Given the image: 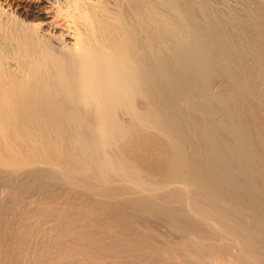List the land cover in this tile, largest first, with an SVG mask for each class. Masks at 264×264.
<instances>
[{"label": "bare ground", "instance_id": "bare-ground-1", "mask_svg": "<svg viewBox=\"0 0 264 264\" xmlns=\"http://www.w3.org/2000/svg\"><path fill=\"white\" fill-rule=\"evenodd\" d=\"M51 2L67 34L13 17L0 0V164L9 167L0 170V264H264V12L244 24L232 11L221 21L197 0ZM189 97L200 115L185 113ZM153 129L173 141L169 172L193 195L179 209L142 197L83 215L68 193L55 197L53 169L32 166L33 150L52 159L60 150L80 155L102 185L120 170L137 181L138 168L115 148ZM38 180L55 192L33 189ZM91 185L108 198L124 190ZM26 203L35 214L17 213ZM137 207L189 249L146 256L148 240L127 242L101 221L144 214ZM49 215L55 224L46 226ZM209 220L222 230L205 228ZM138 247L136 259L123 260Z\"/></svg>", "mask_w": 264, "mask_h": 264}, {"label": "rangeland", "instance_id": "rangeland-1", "mask_svg": "<svg viewBox=\"0 0 264 264\" xmlns=\"http://www.w3.org/2000/svg\"><path fill=\"white\" fill-rule=\"evenodd\" d=\"M47 1L48 3L44 2V0H3L4 4H8L11 6V8H13L14 11L12 16L14 15L15 18L21 20L24 19L26 23L30 24L48 23V26L51 27L50 30H52V32L57 30V32L67 34L66 27L68 23L62 20L61 16H59L60 14H57V9L51 6L50 3H52V0ZM197 1L199 4L205 6L209 10H213L217 14L218 18L223 22H226L223 18V15L228 11L234 12L244 24L249 23L251 15L260 16L264 12V0ZM29 11H31L33 14L28 17L27 14H29ZM259 19L261 20V24L264 25V19L260 17ZM73 35L74 32H71L70 36L74 37ZM67 41L74 43L72 38H68ZM213 90H217L215 85L213 86ZM198 91L199 89H195L193 93H197ZM182 104L184 106L185 113L200 115V112L192 109V97L187 98L184 102H182ZM193 141H196V138L188 140L186 145L187 154L191 157L194 151ZM173 146V141L156 129L131 133L126 138H121L115 150L117 153L120 152L126 156L129 165L138 168L137 181H133L127 172L120 170L113 173L111 181L105 185H102L93 178V171L91 170L89 163L83 160L80 155L74 153V158L69 159V154H65L60 150H58L57 159H52V151L46 152V150H33L31 152V155L34 158L32 161V166L35 169L41 171H43V169H53V172H56L60 176V178L57 179L60 186L56 190L57 194L55 197L60 198L63 193H68L71 196L73 202L72 207L75 209V211L82 212L83 215H87L91 211L102 212L105 208L114 210L116 207H119L122 210L123 204L120 206L115 205L122 201L129 202L136 198L142 197L163 209H179L181 207L180 200L182 198H186L187 201H190L193 198V195L188 192L190 188H188L186 184L174 179L169 172V159L175 153ZM60 147L62 148L61 145ZM7 168L9 167L0 164V170ZM45 180L50 181L48 178H45ZM40 181L41 180L35 182L36 184H33L34 182H32L33 189L39 191L41 188L42 192L41 189L39 192L44 193V195L38 193V197L40 195H47L48 193L46 192H49L50 194L55 192L53 190L50 191L45 189V181L43 180L44 184L42 181L41 184ZM38 182L39 184L37 185ZM89 184H92L91 186L94 185L95 187H105L106 189L113 187H123L124 190L120 193H116L113 198H108L99 192L87 190V185ZM1 186V193H6V189ZM182 188L185 189V196L184 194L182 196H178L175 191ZM48 196L50 197V195ZM47 200L52 202L50 198ZM50 201L47 202V204L52 205L54 203V206L56 205L55 202L50 203ZM57 205L61 206L59 207V210H61L64 206V204L61 202H58ZM26 206H28V204ZM35 207L37 208L36 204H33V209L31 208V205L28 206V208H31L32 210H27L26 207V210H21L22 212L19 211L17 213L23 214L26 211L28 213L32 212L35 214ZM37 211H43V208H38ZM136 211H143L144 214H140L137 217L126 216L124 219L120 218L117 224L113 223L116 218L112 219L110 217H104L101 219V221L108 224L111 223L110 230L122 232V237L124 240L127 239V242L137 241L133 239L134 237H137L138 239L145 238V240H148L149 243L146 244H149V252L146 254V256L153 253H158V257H160L159 252L161 248H167L172 251V253L184 252V246L189 249V246L185 245L186 240H184L180 233L173 227L167 225L161 219L153 218L151 215H146L145 210L142 207H137ZM50 216L51 215H49V219H51L50 221L49 219H46L48 220L45 224L46 226L51 224V222L54 223V217L52 216L51 218ZM85 218L86 216H83L81 219ZM154 219H157L158 221L153 223ZM33 220L34 218H32V222ZM205 228H216L222 230L221 225H219L216 220H209L208 223L205 224ZM197 237H200L199 234H196L195 238ZM48 238L51 239L50 237ZM122 249L123 251H127V245L125 244ZM135 249L138 251L132 253L133 255L131 254L130 258H125L123 260L131 263L130 259H136L137 257L134 255L139 254L141 249L139 247ZM140 262L145 264L142 261Z\"/></svg>", "mask_w": 264, "mask_h": 264}]
</instances>
